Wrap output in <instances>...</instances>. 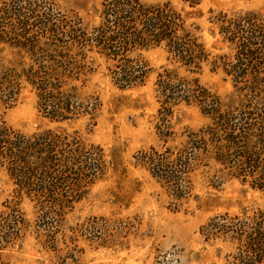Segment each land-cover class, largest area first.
Listing matches in <instances>:
<instances>
[{
	"label": "trees",
	"instance_id": "obj_1",
	"mask_svg": "<svg viewBox=\"0 0 264 264\" xmlns=\"http://www.w3.org/2000/svg\"><path fill=\"white\" fill-rule=\"evenodd\" d=\"M179 2L180 10L168 2L101 0L91 25L53 0L1 2L0 106L11 108L28 88L48 123L86 121L92 128L100 102L85 90L95 58L105 62L114 87L130 90L143 86L150 74L143 53L162 48L168 66L154 82L159 140H174L171 121L181 105L196 106L209 122L186 132L180 147L139 151L135 164L159 184L175 210L192 195L191 174L208 162L217 169L215 179L238 180L264 197V17L238 11L209 19L226 49L213 56L193 21L202 0ZM207 63L231 84L225 102L198 83ZM107 163L102 148L78 132L58 126L26 135L0 116V169L13 186L0 215V252L27 233L19 211L23 201L35 210L37 238L54 245L65 216L105 175ZM199 234L229 246L231 264H264V208L216 214Z\"/></svg>",
	"mask_w": 264,
	"mask_h": 264
},
{
	"label": "rangeland",
	"instance_id": "obj_2",
	"mask_svg": "<svg viewBox=\"0 0 264 264\" xmlns=\"http://www.w3.org/2000/svg\"><path fill=\"white\" fill-rule=\"evenodd\" d=\"M6 1L0 0V4ZM53 1L61 11H72L91 25L96 21L93 12L101 0ZM142 2H168L178 10L183 7L179 0ZM198 10L200 15L193 21L199 27L202 42L214 56L226 49L209 19L219 13L238 11H255L264 17V0H202ZM143 58L150 74L143 86L130 90L114 87L105 62L95 58V71L85 90L100 102L92 128L86 121L48 123L38 114L35 96L28 88L11 108L4 110L0 106V116L13 129L26 135L58 126L78 132L86 142L102 148L108 162L105 175L65 216L54 245L37 238L35 210L23 201L19 211L27 222V233L21 241L0 252L5 264H231L229 246L204 240L199 227L216 214L235 215L262 209L264 197L238 180L215 179L217 169H209L208 162L206 168L200 167L190 176L191 197L176 210L173 208V201L146 170L135 164L134 156L150 148L160 151L180 147L186 132H196L209 120L196 106L181 105L171 121L174 140L167 144L159 140L154 82L161 69L168 66L167 56L162 48H154L144 52ZM197 80L224 102L232 91L230 82L209 63L202 67ZM12 189L11 180L0 169V215L11 199Z\"/></svg>",
	"mask_w": 264,
	"mask_h": 264
}]
</instances>
